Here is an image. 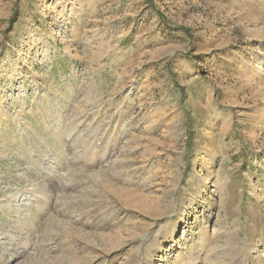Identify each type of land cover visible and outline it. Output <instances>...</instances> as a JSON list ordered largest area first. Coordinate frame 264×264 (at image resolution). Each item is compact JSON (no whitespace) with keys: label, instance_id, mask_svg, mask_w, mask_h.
I'll return each instance as SVG.
<instances>
[{"label":"rangeland","instance_id":"374dc122","mask_svg":"<svg viewBox=\"0 0 264 264\" xmlns=\"http://www.w3.org/2000/svg\"><path fill=\"white\" fill-rule=\"evenodd\" d=\"M0 222V264H264V0H0Z\"/></svg>","mask_w":264,"mask_h":264},{"label":"bare ground","instance_id":"6f19581e","mask_svg":"<svg viewBox=\"0 0 264 264\" xmlns=\"http://www.w3.org/2000/svg\"><path fill=\"white\" fill-rule=\"evenodd\" d=\"M34 200L35 201L32 202L31 204H26L25 203V205H23V206L19 205L20 202H18V201H17V205H12V203L10 201H8L7 202V206L13 207L18 212L19 217H20V221H22L23 225H25L28 222V218L26 217V215H27L26 212H29L30 209L35 208V204L37 206H41L40 210L44 211L42 209V204L39 203L38 200H36V199H34ZM21 201H28V200L23 198ZM59 206L61 207L60 209H62V213L63 214H67L70 219L73 218V217H76L75 212H77V209L75 208L74 205L66 203V202H63ZM24 207L27 208V211L23 209ZM13 229L15 230V232L13 231ZM17 230H18L17 227H10L9 224H3V223L0 222V236H2L3 239H8L9 238L8 241H11L13 243L11 250H7V252L11 251L14 254L17 253V252L14 251L15 250L14 247L17 248L20 244L22 245L24 243V241H25V238H24L25 236H23L22 233H19V234L16 233ZM14 233H16V235ZM5 252H6V249H5ZM13 257H11V260L14 259ZM195 261H197V259H195L193 262H195Z\"/></svg>","mask_w":264,"mask_h":264}]
</instances>
